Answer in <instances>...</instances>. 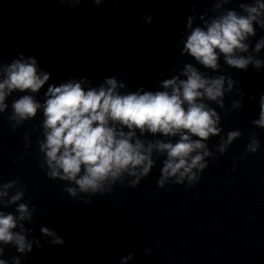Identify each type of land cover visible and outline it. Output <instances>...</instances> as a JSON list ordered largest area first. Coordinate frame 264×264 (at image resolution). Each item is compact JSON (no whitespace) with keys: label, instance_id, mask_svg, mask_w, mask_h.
<instances>
[{"label":"clouds","instance_id":"obj_1","mask_svg":"<svg viewBox=\"0 0 264 264\" xmlns=\"http://www.w3.org/2000/svg\"><path fill=\"white\" fill-rule=\"evenodd\" d=\"M60 2L79 5L83 0ZM91 2L100 6L107 0ZM114 3L118 4V0ZM230 3L232 0H216L212 11L218 14L208 17L205 12L199 17L202 25L194 27L197 18L187 17L190 34L181 40V55L192 57L195 64L185 63L178 73L173 67L177 74L164 79L161 90L141 86L136 91L122 92L126 85L115 76L105 77L98 86H92L87 77L69 79L58 86L49 84L51 73L42 71L34 56L21 53L10 63L0 62V114L9 109L7 100L13 93H21L12 99L7 117L13 130L42 112V122L31 129L42 130V138L36 141L42 155L39 167L50 180L66 182L64 191L72 198L111 194L117 183L127 182L128 187L136 188L161 158L159 188L168 184L194 187L209 167L208 158L215 160L216 153L225 154L242 136L239 130L227 132L226 138L221 135L222 118L212 104L225 109L226 93L235 90L245 95L242 88L234 89L237 82L232 77L208 75L197 65L218 73L223 57L227 66L237 70L247 71L250 65L257 71L264 67V60L253 54L264 50V37L251 51L249 43L257 34V25L264 30V0L239 3L240 11H219ZM142 19L148 24L153 20L148 13ZM45 85L41 102L37 97ZM242 106L241 100H233L227 111ZM251 123L264 129V94L259 97L258 119ZM29 135L24 137L26 149L31 146ZM148 135L163 139H145ZM215 136L220 137V142L212 151L208 141ZM259 148L260 140L253 135L246 152L256 153ZM26 191L19 177L0 182V264H9L3 258L8 245L20 254L11 257V264H21V256L31 253L34 246L43 250L39 239H29L34 228L26 224L32 223L36 206L30 207L31 200L24 202ZM13 205L14 212L5 211ZM40 232L46 243H65L47 226H41ZM133 259L134 254L129 253L118 264H128Z\"/></svg>","mask_w":264,"mask_h":264}]
</instances>
